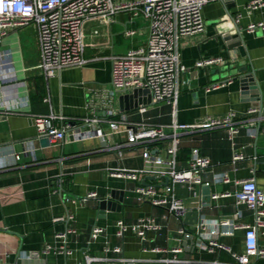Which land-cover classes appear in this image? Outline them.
Instances as JSON below:
<instances>
[{
  "label": "crops",
  "instance_id": "0c3cea01",
  "mask_svg": "<svg viewBox=\"0 0 264 264\" xmlns=\"http://www.w3.org/2000/svg\"><path fill=\"white\" fill-rule=\"evenodd\" d=\"M249 0H211L203 8L205 28L203 31L185 35L180 41L182 62L188 70L182 75V91L176 116L172 105L162 102L150 105L141 115L136 109L126 111L131 121L144 118L153 124H190L205 116H224L235 111L242 123L233 140L225 129L197 133L182 132L179 145V168L189 167L192 148L198 147L211 160L202 174L210 182L213 194L232 193L203 206L201 187L194 191L182 184L176 185L177 195L183 199L187 210L200 209L202 219H235L239 224H254L255 214L244 205H237L234 192L237 180L254 178L264 188V30L247 31L253 21L264 20V8L248 14L244 6ZM238 12L244 16L238 23L242 29L244 55L228 35L237 32L232 17ZM135 33L128 35L127 31ZM150 34L149 22L135 16L130 10L118 12L111 22L90 20L85 24V58L83 67L63 69L46 80L39 66L40 50L37 29L34 24L9 32L2 47L12 52V57L0 63V264H17L24 252H39L35 264H65L84 260L85 252L103 255L106 241L121 245L128 257H149L143 247L153 245H183L178 232L183 226L182 218L175 217L167 207L155 206L138 197V184L161 183L152 176L138 181L115 177L111 171L118 167L140 168L145 165L140 146L126 147L123 156L106 148L98 137L74 140L71 135L65 141L52 143L40 134L35 125L37 115H62L54 124L64 125L73 120L78 127L85 117L94 114L108 115L111 108L120 109L118 96H111L112 56L125 54L130 48L145 45ZM225 57L227 64L212 67H196L201 58ZM242 63L247 71L252 68L259 83V99L254 89L243 94L240 79L222 70L226 65ZM5 79V80H4ZM217 89L207 88L217 82ZM49 100H46V99ZM262 103V113L260 104ZM257 107L256 112H249ZM126 141V135L115 137ZM35 149L36 159L25 154L27 148ZM235 150L244 158L234 160ZM16 154H21L18 160ZM227 174L229 182L217 181L216 174ZM97 191V198H87ZM196 200V201H194ZM104 203V204H102ZM241 216H237V210ZM152 216L161 224L159 232H150L145 241L130 228L119 236L118 222L123 219L132 224L140 217ZM60 218L59 220H56ZM105 227L97 240L89 243L93 226ZM68 228L76 230L67 237V249L57 233ZM188 231L195 232L196 225L186 224ZM209 228V226H208ZM207 228V229H208ZM210 231L215 229L210 226ZM207 231V230H206ZM244 228L234 234H220L219 241L234 250H244ZM52 245L51 252L45 248ZM259 245L264 247V228L259 229ZM182 257L195 260H230L228 253L217 250L209 252L199 245L184 247ZM253 264H264V258H252Z\"/></svg>",
  "mask_w": 264,
  "mask_h": 264
},
{
  "label": "built area",
  "instance_id": "2783aa9c",
  "mask_svg": "<svg viewBox=\"0 0 264 264\" xmlns=\"http://www.w3.org/2000/svg\"><path fill=\"white\" fill-rule=\"evenodd\" d=\"M211 0H0V63L12 57V52L2 47L4 38L19 27L34 24L37 29L38 45L40 50V68L46 80L59 74L63 69L83 67L88 63L85 58V24L90 20L111 22L114 16L123 10H130L135 16H141L149 22L150 34L145 45L130 48L125 54L112 56L111 88L109 95L127 94L137 88L149 89L152 94L151 103L140 104L137 112L144 115L150 105L168 103L172 105V113L176 116L179 96L182 91V75L188 67L182 62L180 41L183 36L201 32L205 28L203 8ZM264 8V0H249L244 11L252 14ZM243 12L232 17L238 24L243 18ZM247 31L264 30V20L253 21L247 26ZM134 30L127 31L128 35ZM225 57L201 58L196 67H212L227 64ZM5 80V79H4ZM223 83H215L208 90L217 89ZM46 100H49L48 98ZM252 107L249 112H256ZM65 118L53 113L37 115L35 125L40 134L50 138L52 143L65 141L68 134L74 140L98 137L106 148L115 151L119 156L124 155L126 147L140 146L143 152L145 165L140 168L118 167L111 171V175L138 181L142 177L155 176L161 183L138 184L135 192L138 197L155 206H165L177 218H181L188 210L177 193L176 185L182 184L189 190L196 187L210 185L204 181L202 174L210 167L211 160L204 155L200 148L194 147L191 151L189 167L179 168V145L182 132L197 133L207 130L225 129L231 140L239 132L242 123L235 111H229L224 116H205L201 120L182 124L176 120L171 124H153L144 118L140 121H131L125 112L119 108H111L108 115L94 114L82 120V127H78L73 120L65 121L64 125L57 126L54 120ZM120 134L126 135L125 142L115 139ZM25 154L36 159L35 149L27 148ZM16 159L21 154L15 155ZM244 155L235 150L233 159L240 160ZM166 177L169 181L166 182ZM217 181L229 182L227 174H216ZM238 189L234 192L237 205H244L255 214L254 224H239L235 219L217 220L202 219L196 225L195 233L199 234L197 245L215 252L224 251L229 254L227 262L218 259L212 261L195 260L182 257L183 245L173 246L153 245L143 247L144 252H150L149 257H128L124 255L121 245L104 243L103 255L85 252L84 260L65 264H253L252 258H264V247L259 245V229L264 228V188L258 186L254 178L237 180ZM195 195L198 194L194 191ZM225 192L213 194L214 199L229 196ZM98 192L91 191L87 198H97ZM241 216L242 211L236 212ZM57 218L56 220H59ZM215 229L210 231V226ZM117 234L124 236L127 229H131L145 241L150 232H159L161 224L152 216L140 217L132 224H126L123 219L118 222ZM209 226V228H208ZM208 228V229H207ZM244 228V250H234L231 246L219 241L220 234H234L235 229ZM207 230V231H206ZM76 232L68 228L59 232L56 238L62 241L59 246L61 252L67 249V237ZM105 232V227L95 225L92 228L89 243L97 240ZM178 232L189 236L190 232L183 225ZM53 249L50 244L45 252ZM38 255L39 252L27 251L24 256Z\"/></svg>",
  "mask_w": 264,
  "mask_h": 264
},
{
  "label": "water",
  "instance_id": "95a60500",
  "mask_svg": "<svg viewBox=\"0 0 264 264\" xmlns=\"http://www.w3.org/2000/svg\"><path fill=\"white\" fill-rule=\"evenodd\" d=\"M237 25V32L228 35V40H230L231 43L235 44L239 48V50L244 55V46H243V35H242V29H240L239 25ZM222 70L229 72L230 75L233 76L234 79H240V82L242 84V90L243 94H248L250 89H254L253 93H255L259 99L261 100L260 96V86L259 83L255 77V71L252 68L251 71H247V67L244 66L242 63H233L231 65H226L222 68ZM152 94L149 89H141L137 88L131 93L122 94L119 97L120 100V110L122 112H126L132 109L137 108L140 104H149L151 103ZM260 111L262 113V103L260 104ZM152 179H156L155 176H152ZM169 181V177H166V182ZM146 184V182H144ZM201 192H202V204L203 206H208L211 204V196H212V190L210 185H203L201 186ZM104 204V203H102ZM183 225L186 224L189 225H200L202 222V213L200 209L196 210H188L182 217ZM190 235L185 236L183 240V247H188L189 244L193 248L197 245V238L200 237L199 234L189 231ZM38 255H31L30 258H27L24 256V254L21 255V257L17 260V264H35V259H38ZM41 264H46V262H42Z\"/></svg>",
  "mask_w": 264,
  "mask_h": 264
},
{
  "label": "rangeland",
  "instance_id": "374dc122",
  "mask_svg": "<svg viewBox=\"0 0 264 264\" xmlns=\"http://www.w3.org/2000/svg\"><path fill=\"white\" fill-rule=\"evenodd\" d=\"M226 73H228V72H226ZM194 201H196V200H194Z\"/></svg>",
  "mask_w": 264,
  "mask_h": 264
}]
</instances>
